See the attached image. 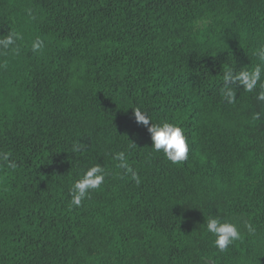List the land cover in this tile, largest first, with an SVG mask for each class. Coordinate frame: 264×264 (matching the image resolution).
Segmentation results:
<instances>
[{
	"label": "trees",
	"instance_id": "trees-1",
	"mask_svg": "<svg viewBox=\"0 0 264 264\" xmlns=\"http://www.w3.org/2000/svg\"><path fill=\"white\" fill-rule=\"evenodd\" d=\"M12 32L0 48V157L16 163L0 159V264H264V74L251 92L224 82L264 66V0H0V39ZM136 107L183 127L186 161L153 150ZM95 164L104 183L72 206ZM212 217L241 230L224 252Z\"/></svg>",
	"mask_w": 264,
	"mask_h": 264
},
{
	"label": "clouds",
	"instance_id": "clouds-1",
	"mask_svg": "<svg viewBox=\"0 0 264 264\" xmlns=\"http://www.w3.org/2000/svg\"><path fill=\"white\" fill-rule=\"evenodd\" d=\"M18 38V33H10L7 37L0 39V48H11L15 45ZM43 47L44 41L37 39L32 44V51L37 52ZM255 54L261 61H264V46ZM262 74H264V66L259 64L252 70H242L238 73L233 72L232 69H228L224 73V82L227 86L234 85L237 87L238 85H242L246 91L251 92L261 81ZM261 88L264 89V84H261ZM225 97L229 102H234L235 92L231 87H226ZM257 98L264 100V91H261ZM134 116L137 123L147 126L153 141L152 148L155 152L162 151L164 156L173 164H179L188 159L190 146L183 127L166 120L154 123L147 111L140 107L134 108ZM135 147L136 144L133 143L129 147V151ZM0 159L7 162L8 167L13 169L16 167V163L9 159V154H3ZM114 159L120 162L118 165L120 168L125 169L126 172L131 174L132 180L137 185L141 183L139 174L132 170L124 151L116 153ZM105 176V169L100 164H95L87 168L81 178L77 179L73 184L71 205L76 207L81 206L82 201L87 198L90 190L101 187L105 181ZM244 227L250 234H254L256 231L250 223L246 222ZM207 230L215 236L214 245L220 252H224L235 241L241 239L240 228L230 220L212 217L207 221ZM209 262L210 260H206L205 264H209Z\"/></svg>",
	"mask_w": 264,
	"mask_h": 264
}]
</instances>
